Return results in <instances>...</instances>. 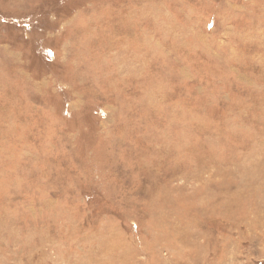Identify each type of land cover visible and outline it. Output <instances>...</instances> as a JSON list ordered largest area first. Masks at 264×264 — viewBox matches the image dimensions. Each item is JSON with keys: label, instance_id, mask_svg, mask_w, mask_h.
<instances>
[{"label": "rangeland", "instance_id": "obj_1", "mask_svg": "<svg viewBox=\"0 0 264 264\" xmlns=\"http://www.w3.org/2000/svg\"><path fill=\"white\" fill-rule=\"evenodd\" d=\"M0 264H264V0H0Z\"/></svg>", "mask_w": 264, "mask_h": 264}]
</instances>
